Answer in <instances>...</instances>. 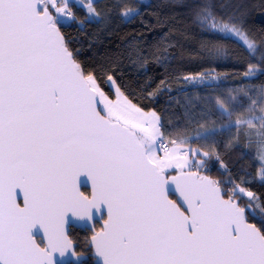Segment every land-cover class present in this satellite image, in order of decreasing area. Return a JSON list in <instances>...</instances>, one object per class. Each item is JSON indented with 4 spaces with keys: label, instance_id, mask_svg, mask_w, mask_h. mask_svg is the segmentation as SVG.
I'll list each match as a JSON object with an SVG mask.
<instances>
[{
    "label": "snow or ice",
    "instance_id": "obj_1",
    "mask_svg": "<svg viewBox=\"0 0 264 264\" xmlns=\"http://www.w3.org/2000/svg\"><path fill=\"white\" fill-rule=\"evenodd\" d=\"M95 3L86 5L87 22H104L114 6L121 16L139 14L120 0ZM241 7L218 15L210 0H198L194 18L208 36L255 55L264 33L244 27ZM68 18L75 20L68 0H0V264H58L54 253L74 248L66 230L73 218L91 222L96 264H264V223L251 221L234 198L254 193L202 174L204 162L194 157L209 152L191 148L187 135L164 143L160 117L119 87L110 99L62 33ZM202 47L228 54L211 40ZM107 80L115 83L111 74ZM234 91L244 99H208L199 116H189L198 124L215 109L225 121L219 129L198 124L196 138L236 128L225 149L246 141L260 146L264 161V86Z\"/></svg>",
    "mask_w": 264,
    "mask_h": 264
},
{
    "label": "trees",
    "instance_id": "obj_2",
    "mask_svg": "<svg viewBox=\"0 0 264 264\" xmlns=\"http://www.w3.org/2000/svg\"><path fill=\"white\" fill-rule=\"evenodd\" d=\"M105 2L115 5L117 0H96L95 6L99 8ZM120 2L135 7L139 14L131 18L121 16L122 8L114 6L110 11L105 10L104 22H87L85 8L68 1L75 20L60 26L72 48L77 50L79 60L87 70L95 71L100 87L108 95L113 93L107 80V75L111 74L132 103L156 112L169 146L171 139L187 135L191 137L187 142L191 148L209 152L208 157L196 156L197 160L204 162L201 173L225 181L229 189L240 185L253 192L252 198L242 193L234 198L248 207L251 221L258 226L264 223V163L258 154L260 146L254 144L248 148L244 146L246 141H241L231 149H225L224 144L236 136V128L230 133L217 131L208 139L196 138L198 124L219 129L225 123L215 109L198 124L189 119L190 115L201 114L208 99L213 103L217 97L236 96L241 100L244 99L243 93L234 90L264 86V59L260 55L264 47L258 46L257 53L250 55L241 43L220 36L210 37L202 32L194 18V6L198 0ZM57 3L62 4L61 0ZM210 3L218 15L232 12L238 4L242 5L244 27L258 34L264 33V0H210ZM206 40L223 45L228 54L214 56L202 47V41ZM250 64L256 66L254 71L249 69ZM208 72L224 74L228 82L198 87L185 83L187 76ZM246 73L251 75L248 81L243 80ZM193 105L196 106L195 113ZM242 112L243 109L238 108L232 120L240 119ZM85 233L79 229L69 232V238L77 239V247L83 250L89 232Z\"/></svg>",
    "mask_w": 264,
    "mask_h": 264
},
{
    "label": "rangeland",
    "instance_id": "obj_3",
    "mask_svg": "<svg viewBox=\"0 0 264 264\" xmlns=\"http://www.w3.org/2000/svg\"><path fill=\"white\" fill-rule=\"evenodd\" d=\"M68 1H73L74 3L82 6L85 8L86 10V5L89 3V0H68ZM62 4H58V6H62L65 3V0H61ZM87 11V10H86ZM71 21V18L68 19H63L62 23L66 24L67 22ZM250 74L249 75H244L243 76V80L244 81H248V79L250 78ZM187 77H192L194 79H184L185 83H187L190 87H198V86H209V85H219L220 83H227L228 81H226L227 77L224 74H216V73H212V72H208V73H202V74H197L196 76H187ZM114 80V79H113ZM250 80V79H249ZM115 81V80H114ZM109 86L111 87V89L113 90L112 96L108 95L104 89L102 88V90L105 92V94L112 100H116L117 99V93H116V88L118 87L116 82L113 83L112 81H108ZM129 100V99H128ZM132 103V102H131ZM135 104V103H132ZM137 107H139L137 104H135ZM141 108V107H140ZM143 109V108H142ZM145 112H154L153 110H147V109H143ZM156 113V112H155ZM157 114V113H156ZM158 116V114H157ZM195 160H197L196 157H194ZM261 160V158H260ZM262 161V160H261ZM264 163V161H262ZM247 191V190H246ZM243 194V193H242ZM245 195V194H243ZM246 197V196H245ZM247 198H249L247 196Z\"/></svg>",
    "mask_w": 264,
    "mask_h": 264
},
{
    "label": "water",
    "instance_id": "obj_4",
    "mask_svg": "<svg viewBox=\"0 0 264 264\" xmlns=\"http://www.w3.org/2000/svg\"><path fill=\"white\" fill-rule=\"evenodd\" d=\"M174 174H175V173H174ZM82 179L86 180V177H83ZM81 186H82V190L86 188L88 191H90V183H89V185L87 186V185H86V182H84V181L82 180V184H81ZM170 194H172V190H171V189H170ZM172 196H174L175 199H177V197H178V193H174ZM235 199H237V198H235ZM238 200H239V199H238ZM99 222H101V224H102V221H99ZM70 227H72V228H78V229H83V230H85V229L87 228V229L93 231V228H92L91 222L79 221V220H76L75 218H73L72 221L70 222V224L66 227V230H67L68 232L70 231ZM41 235H42V233H41ZM38 239H40V236H37V240H38ZM89 243H90V241H89ZM89 243H88V245H89ZM73 246H75V245L73 244ZM89 248H90V247H89ZM90 249H92V248H90ZM73 251L75 252L74 248H73V249H70V250L65 254V256H63V257H61V256L59 255V253H54V258H55V260L58 262V264H66V262L76 263L78 260H77V257H75V256L72 255V252H73ZM93 254H94V249H92V257H93ZM93 259H94V258H93ZM95 263H96V261H95Z\"/></svg>",
    "mask_w": 264,
    "mask_h": 264
},
{
    "label": "flooded vegetation",
    "instance_id": "obj_5",
    "mask_svg": "<svg viewBox=\"0 0 264 264\" xmlns=\"http://www.w3.org/2000/svg\"><path fill=\"white\" fill-rule=\"evenodd\" d=\"M84 190L85 191H88L86 188ZM173 199H175V197ZM101 225H102L101 222L98 221L96 223V225H95V229L98 230ZM72 230H78V229L77 228L70 227V231H72ZM79 230H82L83 232H86V233L89 232L88 235H87V237H86L87 238V244L84 247L85 250L78 248L77 247V243H78L77 242V239L75 241H73L72 239H75V238L72 237L71 240L73 241V244L75 245L74 246V250H75V253L78 256V261L76 263L66 262V264H96L95 263V259H93V257H92V249H90L88 247V243L90 241L91 235L93 234V231L92 230H89L87 228L85 230H83V229H79ZM38 241H39V239H38Z\"/></svg>",
    "mask_w": 264,
    "mask_h": 264
},
{
    "label": "built area",
    "instance_id": "obj_6",
    "mask_svg": "<svg viewBox=\"0 0 264 264\" xmlns=\"http://www.w3.org/2000/svg\"><path fill=\"white\" fill-rule=\"evenodd\" d=\"M70 5H71V4H70ZM163 142H164V143H167L165 139L163 140Z\"/></svg>",
    "mask_w": 264,
    "mask_h": 264
}]
</instances>
